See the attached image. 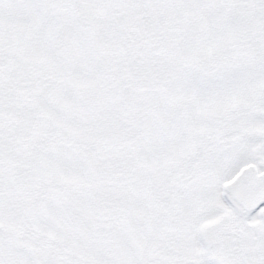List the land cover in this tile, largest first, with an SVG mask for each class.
<instances>
[{
    "label": "snow or ice",
    "instance_id": "obj_1",
    "mask_svg": "<svg viewBox=\"0 0 264 264\" xmlns=\"http://www.w3.org/2000/svg\"><path fill=\"white\" fill-rule=\"evenodd\" d=\"M0 264H264V0H0Z\"/></svg>",
    "mask_w": 264,
    "mask_h": 264
}]
</instances>
